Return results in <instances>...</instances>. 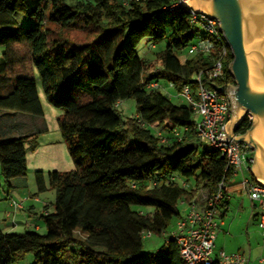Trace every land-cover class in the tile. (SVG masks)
<instances>
[{
  "label": "trees",
  "instance_id": "trees-1",
  "mask_svg": "<svg viewBox=\"0 0 264 264\" xmlns=\"http://www.w3.org/2000/svg\"><path fill=\"white\" fill-rule=\"evenodd\" d=\"M173 1L0 0L1 176L9 185L24 176L27 145L36 147L35 132L18 133L19 117L32 114L37 97L34 71L47 101L63 110L58 128L74 164L70 171L46 174L55 199L53 212L40 216L45 234L0 229V264H14L26 253L31 264H184L172 237L156 253L145 252L144 233L161 234L181 217L179 205L201 204L222 179L232 178L233 169L219 151L197 140L190 106L147 88L161 78L178 91L184 84L194 88V75L212 64V54L180 62L195 32L186 9H163ZM17 12L35 22L19 26ZM141 28L153 43L167 38L154 53L155 71L152 60L124 46ZM231 60L227 46L225 76L215 84H233ZM128 98L136 115L124 120L117 104ZM162 120L168 131L189 130L179 141L161 143L147 125ZM249 126L245 116L236 134ZM35 180L38 191L46 190L42 171ZM226 204L222 200L218 208Z\"/></svg>",
  "mask_w": 264,
  "mask_h": 264
},
{
  "label": "rangeland",
  "instance_id": "rangeland-1",
  "mask_svg": "<svg viewBox=\"0 0 264 264\" xmlns=\"http://www.w3.org/2000/svg\"><path fill=\"white\" fill-rule=\"evenodd\" d=\"M45 16H48L49 9L44 10ZM15 19L19 26H29L35 22L34 18L24 16L17 12ZM149 28V24H146ZM137 29L131 35L127 36L124 41V46H128L137 56L145 60H152L151 68L153 71L159 68L157 64H153L154 53L164 49L167 38L159 43H153L147 29ZM194 31V27H192ZM187 48L181 53L186 54ZM2 48L0 47V57ZM34 77L37 84V97L34 100L33 107L36 114L21 116L25 122L24 129L29 130L28 133L35 132L36 147L34 149L27 145L26 150V173L24 176L16 177L7 184L0 173V228L4 232H14L24 234L27 231L35 230L34 221L39 222V227L36 230L40 234H45L47 231L46 223L40 218L43 211L39 204L34 203V197L37 195L39 199L48 206L49 212H53V202L55 199V190L52 189L47 181L46 174L50 171L66 172L74 169V164L70 157L67 144L61 136L58 128V118L62 115L63 110L51 105L43 92L39 74L34 71ZM163 87L161 91L166 94L170 100L177 106H188V102L173 85L165 79L158 80ZM117 109L122 119L134 117L136 115L135 101L131 98L120 101L117 104ZM194 122L196 117L194 116ZM31 124L29 126V122ZM167 121L162 120L152 125H147L151 131V138L155 137V131L161 130L169 136V131L166 127ZM43 130V131H42ZM42 171L45 180L46 190L40 192L36 186L35 172ZM97 192V191H95ZM245 193V192H244ZM232 193L230 194V196ZM230 204V208L226 213L227 221L230 220L231 231L228 234L234 236L232 238L233 245L238 246L244 254L249 253L247 241L250 242L251 248L256 251L264 250V229L259 228L258 222L251 214L252 203L241 192L232 195V199H226ZM21 203L23 209L15 210L11 207V203ZM256 203H254L255 205ZM34 206V213H29L28 208ZM134 209H137L134 208ZM219 208H217L218 210ZM142 210L151 212V207H143ZM181 216L188 210V205H179ZM254 210H259L255 205ZM177 219L171 221L170 226L161 234L150 233L144 235L142 239L143 250L145 252L156 253L162 248L166 240L170 237L171 232L175 228ZM248 227V229L246 228ZM221 234L219 238L222 237ZM230 237V236H229ZM230 240V238H228ZM221 238L216 241L215 249H224L227 252H236L237 247L233 250H228L220 245ZM255 252V251H254ZM33 260L31 253H26L14 264H31ZM258 264V263H252Z\"/></svg>",
  "mask_w": 264,
  "mask_h": 264
},
{
  "label": "built area",
  "instance_id": "built-area-1",
  "mask_svg": "<svg viewBox=\"0 0 264 264\" xmlns=\"http://www.w3.org/2000/svg\"><path fill=\"white\" fill-rule=\"evenodd\" d=\"M124 3L127 0H123ZM194 0H174L172 4L164 7V10L186 9L190 15L195 37L187 47L186 54H180L179 60L184 63L193 55L212 54V64L209 69L201 70L194 75V88L190 84H184L179 93L185 97L193 115L194 133L197 140L209 149L219 151L227 165L233 169L232 177L239 172H248L243 175L239 182L242 190L247 194L252 203L260 208L257 214L258 226L264 229V185L258 178L251 179L250 169L253 151L242 143L233 142L227 135V123L230 118V103L224 92H217L211 87L215 80L225 76V61L227 57V44L218 29L215 19L195 12L192 9ZM173 85L172 83H170ZM150 89H163L159 81L147 84ZM187 127L170 129L169 136L161 130L155 131V137L161 143L172 140L179 141ZM244 169V170H243ZM226 183L222 179L218 184L217 191L204 199L201 204H188V210L178 218L174 230L171 232L177 246L181 260L184 264H247L248 257L243 253L226 252L223 249H215V238L219 230L216 221L217 208L225 197ZM183 186H187L182 182ZM11 207L15 210L22 209L21 203L12 202ZM150 235L145 232L144 235ZM143 235V237H144Z\"/></svg>",
  "mask_w": 264,
  "mask_h": 264
},
{
  "label": "water",
  "instance_id": "water-1",
  "mask_svg": "<svg viewBox=\"0 0 264 264\" xmlns=\"http://www.w3.org/2000/svg\"><path fill=\"white\" fill-rule=\"evenodd\" d=\"M192 9L217 21L230 49L232 60L227 70L233 84L211 87L228 97V137L252 149L251 174L264 178V144L254 137L255 130L264 131V0H194ZM245 116L250 126L236 134Z\"/></svg>",
  "mask_w": 264,
  "mask_h": 264
},
{
  "label": "crops",
  "instance_id": "crops-1",
  "mask_svg": "<svg viewBox=\"0 0 264 264\" xmlns=\"http://www.w3.org/2000/svg\"><path fill=\"white\" fill-rule=\"evenodd\" d=\"M33 103H34V100L32 101V115L33 114H36L35 111H34ZM19 121H20V123L23 126L25 125V122L22 120V117H19ZM30 124H31V121L29 122V126H30ZM19 131H18V133H20L22 135L25 132H28L29 130L24 129V127H23ZM249 173L251 174V169H250ZM243 175H246L247 176L248 175V172H246V171L239 172L234 177L230 178L227 181V183H226L227 186H226V190H225V194L226 195H225V197H224L223 200L232 199V195L233 194H237V193L239 194L241 192L247 197V194L244 193V191L242 190V188H241V186L239 184V182L241 181V178H242ZM231 193H232V195L230 196ZM33 200H34V203H37V204L40 205V207H41V209L43 211V214L49 213L48 206H46L45 202L41 201L37 195L34 197ZM226 203H227L226 204V208L221 207V208H219L217 210L216 221L218 223L219 230H218V233L216 235L214 244L216 243L217 240H219L221 238L220 245H222L224 248H226L228 250H233L236 247L238 248V246H234L233 245L232 238L234 236H232L231 234H228L229 231H231V224H232V222H230V220L227 221V219H226V213H227V211L230 208V204L228 202H226ZM255 205H257V204H255ZM255 205H254V203H252L251 214L254 217V219L257 220V214L260 211V208H259L258 211L257 210H254ZM45 206H46V209H45ZM22 209L24 210V207H22ZM33 211H35V208H34V206L31 205V208H28V212L29 213H34ZM34 225H35V230H37L38 227H39V222L35 220L34 221ZM246 228L248 229V227H246ZM221 234H224V235H222V237L219 238V235H221ZM228 238H230V240H228ZM247 244H248V249H249V253L247 254V257H248V263L247 264H252V263H255V262L258 263V264H264V250H262V251H256V250H254L255 251L254 252L253 249L251 248V244H250L249 241H247ZM236 251L241 252V249L238 248V249H236ZM241 253L244 254V252H241ZM244 255H246V254H244Z\"/></svg>",
  "mask_w": 264,
  "mask_h": 264
},
{
  "label": "bare ground",
  "instance_id": "bare-ground-1",
  "mask_svg": "<svg viewBox=\"0 0 264 264\" xmlns=\"http://www.w3.org/2000/svg\"><path fill=\"white\" fill-rule=\"evenodd\" d=\"M254 137L260 140L264 144V131L262 130H255L254 131ZM258 180L260 183L264 185V178L263 177H258Z\"/></svg>",
  "mask_w": 264,
  "mask_h": 264
}]
</instances>
